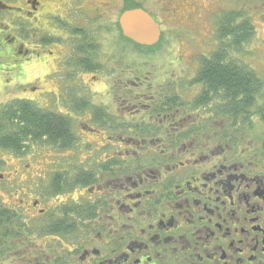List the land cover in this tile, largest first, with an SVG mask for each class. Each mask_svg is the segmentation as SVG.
<instances>
[{"label": "flooded vegetation", "instance_id": "obj_1", "mask_svg": "<svg viewBox=\"0 0 264 264\" xmlns=\"http://www.w3.org/2000/svg\"><path fill=\"white\" fill-rule=\"evenodd\" d=\"M248 1L264 54V0ZM246 20L250 43L256 28ZM66 51L58 63L73 60L78 89L90 91L83 76L104 74L103 63L91 68L89 53ZM257 80L247 85L259 89L254 98L243 100L228 98L221 85L212 86L215 93L197 85L184 99L160 85L151 104L139 105L141 121L130 125L111 109L122 98L114 93L131 91L105 84L113 102L92 107L94 127L86 125L102 143L67 150L72 158L55 165L53 190L51 177L43 178L38 199H19L24 212L3 207L24 227L16 229L19 242L9 235L0 243V264H264V80ZM138 83L132 87L145 84Z\"/></svg>", "mask_w": 264, "mask_h": 264}, {"label": "rangeland", "instance_id": "obj_2", "mask_svg": "<svg viewBox=\"0 0 264 264\" xmlns=\"http://www.w3.org/2000/svg\"><path fill=\"white\" fill-rule=\"evenodd\" d=\"M35 2L37 6L33 8ZM250 3L248 0H0V117L3 108L12 101H31L40 109L71 114L78 147L89 142L102 143L96 136L98 133L86 129V125L94 127L90 124L93 118L88 121L89 113L95 112L92 107H106L104 103L113 102L112 96L104 91L105 84L114 87L122 83V90L131 91L112 92L122 98L117 99L119 106L114 104L111 111L117 114L123 111L126 117L123 121L129 122L128 125L141 121L145 109L139 105L151 104L149 99L155 100L160 85L163 89L169 86L172 95H179L180 99L186 98L188 93L193 97L198 92V84L193 85L191 81L199 59L218 49L216 25L226 15L236 12L255 26L258 14ZM260 3L257 5H262ZM137 8L160 25L161 36L153 46L136 44L121 32L120 15ZM258 30L256 28L252 42L233 57L250 69L255 78L264 80V64H260L264 54ZM66 49L89 53L87 62L92 61L91 68L97 66L95 61L103 63L98 72L103 69L104 74L83 76L84 85L91 87L90 91L78 89L79 69L73 60L58 63L61 54H67ZM81 68L84 70V66ZM63 76L68 79L64 80V87L59 85L58 88L55 80L59 78L61 83ZM137 78L145 84L132 87V83L139 85ZM98 83L102 85L94 86ZM65 87L72 90H64ZM132 96L137 97V104ZM86 102L89 108L84 107ZM76 106L84 110L75 111ZM103 109L110 112L108 108ZM144 121H148L145 125L151 124L147 115ZM10 126L11 123L0 120V134H9ZM71 158L72 151L57 152L44 143H29L20 154L0 148V206L24 212L17 208L19 199H38L40 181L56 171V164L61 165L66 162L64 159ZM79 161L73 158L70 164L74 162L79 166ZM45 205L52 208L51 201Z\"/></svg>", "mask_w": 264, "mask_h": 264}, {"label": "trees", "instance_id": "obj_3", "mask_svg": "<svg viewBox=\"0 0 264 264\" xmlns=\"http://www.w3.org/2000/svg\"><path fill=\"white\" fill-rule=\"evenodd\" d=\"M237 20L240 21L237 22ZM252 32L249 22L242 19L239 13L233 12L226 15L217 27L218 49L208 57L199 59L196 76L191 81L193 85H204L203 90L208 93L217 92L218 90L212 86L221 85L223 87L221 91L227 93L228 98L243 100L250 94L253 99L259 89H249L247 85L258 84V78H255L254 73L240 65L233 57L234 54L240 53L243 46L250 41ZM230 93L233 95L230 96ZM84 106H88V103H84ZM0 118L1 121L11 123L9 134H0V148L3 150L20 154L24 146H28L29 143H44L55 148L57 152L78 147L79 140L73 132L72 120L69 116L40 109L31 101H12L3 108ZM50 177L48 190L52 191L54 176ZM22 227L24 225L20 223L14 212L0 208L1 244L7 242L9 235L19 242L22 233L16 229Z\"/></svg>", "mask_w": 264, "mask_h": 264}, {"label": "water", "instance_id": "obj_4", "mask_svg": "<svg viewBox=\"0 0 264 264\" xmlns=\"http://www.w3.org/2000/svg\"><path fill=\"white\" fill-rule=\"evenodd\" d=\"M118 20L123 36L134 43L150 47L159 41V24L143 10L124 11Z\"/></svg>", "mask_w": 264, "mask_h": 264}]
</instances>
